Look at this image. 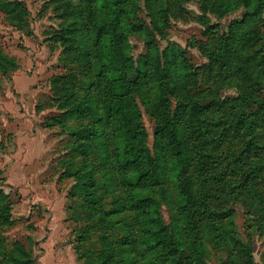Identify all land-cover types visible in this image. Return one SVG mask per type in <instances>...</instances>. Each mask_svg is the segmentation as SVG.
Instances as JSON below:
<instances>
[{
	"label": "rangeland",
	"instance_id": "1",
	"mask_svg": "<svg viewBox=\"0 0 264 264\" xmlns=\"http://www.w3.org/2000/svg\"><path fill=\"white\" fill-rule=\"evenodd\" d=\"M0 264H264V0H0Z\"/></svg>",
	"mask_w": 264,
	"mask_h": 264
},
{
	"label": "trees",
	"instance_id": "2",
	"mask_svg": "<svg viewBox=\"0 0 264 264\" xmlns=\"http://www.w3.org/2000/svg\"><path fill=\"white\" fill-rule=\"evenodd\" d=\"M122 20H124V17L118 11L117 17L115 19V27H114V31H113V37H112L113 41H118L119 38H121L122 36L125 35V34L123 35V31L121 30V25H120ZM118 25H119V27H118ZM112 105L113 106L118 105V102L116 101V99L112 101ZM164 125H166V123ZM147 140H148V137H147ZM175 147H178V146H175ZM149 159H150V156L147 155L146 153H142V155H140V157H138V159H137L138 163H137L135 169L136 170H143V172H144V174H142L140 172L141 173L140 175L142 176L141 180H145V178H147V180H148V178L154 179L155 177H157L156 176L158 174L157 170L155 169V173H154V172H151L152 169L149 168V164H150L149 163ZM141 165H143V169L141 168ZM253 184L254 183H249V182L246 181V183L244 185L245 188H244L243 191H244V194H245V196H246V198L248 200H254L255 199V195H257L259 193L258 190H257V187L255 185H253ZM155 230H157V229H155ZM156 234L158 236V241L157 242H159L161 245H166V242H162L163 240H165V236L161 234V231H156Z\"/></svg>",
	"mask_w": 264,
	"mask_h": 264
}]
</instances>
